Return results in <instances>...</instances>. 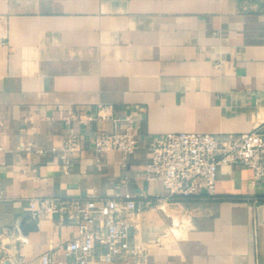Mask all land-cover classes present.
I'll return each instance as SVG.
<instances>
[{
  "label": "crops",
  "instance_id": "crops-1",
  "mask_svg": "<svg viewBox=\"0 0 264 264\" xmlns=\"http://www.w3.org/2000/svg\"><path fill=\"white\" fill-rule=\"evenodd\" d=\"M130 122V156L96 150V132ZM257 127L264 0H0V264H43L45 252L67 264L78 207L46 211L39 199L124 192L147 256L92 264H264V175L220 162L215 194L172 200L146 176L152 136ZM71 134L82 147L67 164Z\"/></svg>",
  "mask_w": 264,
  "mask_h": 264
},
{
  "label": "built area",
  "instance_id": "built-area-1",
  "mask_svg": "<svg viewBox=\"0 0 264 264\" xmlns=\"http://www.w3.org/2000/svg\"><path fill=\"white\" fill-rule=\"evenodd\" d=\"M132 126L130 122L123 131L96 132L94 147L97 151L117 149L125 157L130 156L137 147ZM81 147L82 140L78 135L64 138L60 148L67 164ZM149 148L152 159L146 166V176L160 180L166 189L165 198L171 200L203 191L215 194L220 162L244 163L254 169L257 178L264 175V130L260 127L226 136L212 132L169 131L152 136ZM39 205L52 212L78 207L77 232L64 243L70 258L67 264H92L90 260L95 254L106 261L131 255L144 260L147 256L149 244L131 233L135 225L133 217L139 210L131 192L108 197L101 204L95 198L79 203L78 200L45 197L39 199ZM41 260L43 264H53L48 252L41 255Z\"/></svg>",
  "mask_w": 264,
  "mask_h": 264
},
{
  "label": "trees",
  "instance_id": "trees-1",
  "mask_svg": "<svg viewBox=\"0 0 264 264\" xmlns=\"http://www.w3.org/2000/svg\"><path fill=\"white\" fill-rule=\"evenodd\" d=\"M198 195H201V194H198ZM194 196H197V195H193V196H184V197H179V198H176V199H187V198H191V197H194Z\"/></svg>",
  "mask_w": 264,
  "mask_h": 264
}]
</instances>
